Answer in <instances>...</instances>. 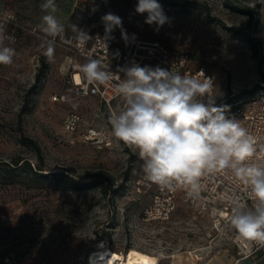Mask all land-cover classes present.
Listing matches in <instances>:
<instances>
[{
  "label": "rangeland",
  "instance_id": "obj_1",
  "mask_svg": "<svg viewBox=\"0 0 264 264\" xmlns=\"http://www.w3.org/2000/svg\"><path fill=\"white\" fill-rule=\"evenodd\" d=\"M183 1L158 0L169 18L158 30L155 24L144 23L147 13H136L138 0H77L71 24L92 21L103 26L101 17L110 12L125 22L127 38L156 39L168 29L181 32L180 43L169 41L189 51L193 67L204 65L215 75L219 100L229 96V104L234 106L263 89L264 0H233L244 8L240 11L230 8L225 0H198L210 10L204 5L183 6ZM120 39L125 40L121 33ZM42 43L34 37L3 42L2 46L15 49L16 55L11 65H0V159L26 157L33 165L39 163L36 149L23 142L16 129L23 111V130L40 144L45 171L85 177L104 169L124 186L108 194L100 186L76 190L55 177H41L25 169L11 175L0 167V264H90L88 257L101 242L124 253L129 245L136 246L155 264L159 257H166L168 264L167 257L174 260L177 254L202 260L201 254H207L202 247L209 243L215 252H224L226 246L235 252L229 237L210 241L208 218L189 205L184 189L179 191L170 221L143 222L141 211L150 196L137 185L143 174L142 161L137 152L112 135L105 103L95 95L77 94L70 60L63 50L56 49L40 88L29 93L45 51ZM56 93H65L67 99L55 100ZM70 110L85 118L74 132L63 126L64 115ZM90 127H96L104 140L86 139ZM86 199L91 203L89 209Z\"/></svg>",
  "mask_w": 264,
  "mask_h": 264
},
{
  "label": "clouds",
  "instance_id": "obj_2",
  "mask_svg": "<svg viewBox=\"0 0 264 264\" xmlns=\"http://www.w3.org/2000/svg\"><path fill=\"white\" fill-rule=\"evenodd\" d=\"M40 8L47 14L42 16L38 27L51 38L46 39L41 48L45 49L43 55L51 62L55 38L65 44H71L72 40L65 38V26L54 15L57 12L55 0H43ZM135 11L147 13L144 23L155 24L157 30L169 20L158 0H138ZM101 21L105 35L103 38L97 35L95 41L103 42L106 52V41L114 29H121V35L127 41L121 17L109 12L101 17ZM71 29L76 33L77 47L82 48L93 40L76 24ZM5 39H8L6 28L0 25V65H11L16 52L2 46ZM79 67L88 85H109L119 81L115 91L123 98L124 106L119 111H111L108 121L112 135L137 152L142 161L140 171L146 181L157 185L161 191L184 189L193 199L201 197L204 181L214 179L218 174L243 185L251 206H246L241 196L233 195L228 197L229 215L216 209L213 214L226 218L237 240L264 247V162H257L264 157V146L258 153L256 138L240 120L226 115L229 106L216 105L211 78L205 77L202 71L200 78L139 64L120 67L114 73L102 59L90 57ZM75 82L81 83L79 76ZM84 91L87 92L86 87ZM76 120V117L70 118L68 126H74ZM128 264H155V260L148 255L136 259L134 255Z\"/></svg>",
  "mask_w": 264,
  "mask_h": 264
},
{
  "label": "built area",
  "instance_id": "obj_3",
  "mask_svg": "<svg viewBox=\"0 0 264 264\" xmlns=\"http://www.w3.org/2000/svg\"><path fill=\"white\" fill-rule=\"evenodd\" d=\"M0 16L6 19V36L7 41L17 42L27 37H34L42 42L47 37L40 31L37 23L32 21L21 20L17 12L7 7L0 5ZM123 29L125 28V22ZM65 26V38L71 39V44H65L58 37L55 47L60 48L66 53V57L70 60L71 80L76 87L78 95H95L97 96L111 111H119L124 106V100L118 101L121 97L115 91V85L118 80L111 82L109 85H88L80 72L81 65L85 64L88 58L102 59L104 65L109 67L112 72H116L120 67H130L132 64L140 66H159L164 69L171 70L181 75L200 77L199 72H203L205 77L213 80L212 93L215 95L217 106L227 105L230 111L226 113L229 117H235L241 121L243 127L256 138L257 152L261 146H264V88L256 94L240 99L234 106L229 104V96L219 100L217 98L216 78L215 75L204 65L193 67L191 65V56L189 51L179 47H175L169 41L170 39L180 43L182 38L181 32L168 29L164 35L156 39H147L141 37L127 38V41L120 39L121 29H114L111 37L106 41L107 52L103 42L96 43L95 37L99 35L104 37V25L98 26L95 22L85 21L79 27L90 36L93 37L82 48L77 47L75 39L76 33L71 28ZM123 78V73H120ZM80 77L81 83L78 85L75 82L76 77ZM202 78V77H200ZM87 88L85 93L84 89ZM55 100H66L65 93L54 94ZM206 102V97L204 98ZM76 117L77 120L74 126L69 127L67 122L70 118ZM85 121L83 114L77 110L68 111L63 118V126L66 131L74 132L78 129L82 122ZM86 139L101 141L104 140L100 135V131L96 127H90L84 134ZM257 162H264V157L258 159ZM205 190L201 193L199 199H193L188 196L186 191V200L190 206L197 209L208 218L210 223V231L208 235L211 242L217 243L221 239L229 237L236 247V254L230 264H260L264 263V247L257 245L255 242L239 241L236 238V233L227 223L225 217L218 214H213V209L217 212L223 211L226 215L231 213V205L228 203V197L239 195L242 197V202L246 206H251V201L247 197V193L243 189V185L229 181L224 175L218 174L214 179L205 180ZM137 185L142 190L148 191L150 200L143 207L141 217L146 225L166 223L171 220L173 213L178 206V198L180 189L169 191L167 189L161 191L157 185L151 184L144 179L142 174L137 179ZM210 244V243H209ZM123 252V250H119ZM189 251V250H188ZM168 256L167 258H169ZM166 257H159L157 264H165ZM170 264V263H168Z\"/></svg>",
  "mask_w": 264,
  "mask_h": 264
},
{
  "label": "trees",
  "instance_id": "obj_4",
  "mask_svg": "<svg viewBox=\"0 0 264 264\" xmlns=\"http://www.w3.org/2000/svg\"><path fill=\"white\" fill-rule=\"evenodd\" d=\"M227 5L234 9V10H242L244 8L240 7L238 4H236L233 0H225ZM183 6H199V5H204L201 1L198 0H185L181 3ZM206 9L210 8L208 5H204ZM251 17H253V14L250 12ZM213 19H218L216 17H212ZM252 20V19H251ZM82 25V24H81ZM80 25V26H81ZM67 26V25H66ZM78 26V27H80ZM68 28H71L70 25L67 26ZM30 37V36H29ZM27 37V38H29ZM50 64L47 60V58L42 55L41 56V63L40 67L38 68V71L36 73L35 81L29 88V93L36 92L41 85L42 79L44 75L46 74L47 70L49 69ZM229 78H231V75H228ZM259 87L256 85V88ZM22 120H23V111L20 114L19 118V124L16 127L21 133V138L23 142L32 145L38 154L39 158V163L36 165H33L31 160L26 157H17L15 159H12L11 161H6L0 159V167L1 169L6 173V174H11L15 175L17 174V171L19 169H25V170H30L34 174L39 175L41 177H55L56 180H58L62 185H65L67 187H71L76 190H87L90 188H95L100 186L103 192L108 194L109 192L117 193L123 186L124 182L116 183V179L114 175L111 173L107 172L104 169H97L95 171L90 172L88 175L85 177H78L75 176L71 173L65 172V171H45L46 168L44 167V155L42 152V148L38 141L34 139L33 137L27 135L24 130H23V125H22ZM87 206L86 209H89L91 206V203L89 202L88 199H86ZM18 226V225H17ZM3 228H7L3 226ZM12 228V227H11ZM131 245H129L130 247Z\"/></svg>",
  "mask_w": 264,
  "mask_h": 264
},
{
  "label": "crops",
  "instance_id": "obj_5",
  "mask_svg": "<svg viewBox=\"0 0 264 264\" xmlns=\"http://www.w3.org/2000/svg\"><path fill=\"white\" fill-rule=\"evenodd\" d=\"M43 0H0V5H7V7L14 9L21 20L32 21L37 24L41 23V18L43 15L47 14L40 8V4ZM57 5L56 15L57 19L64 25L71 24V16L75 10V5L77 0H55ZM6 19L0 16V25L6 26ZM57 47H55L56 51ZM55 53V52H54ZM56 58V57H55ZM212 243L206 244L202 247V250L207 254H201L203 256L202 260H173L172 257H169L168 261L170 264H230L236 254L231 252L230 247L226 246V250H218L217 252L212 249ZM264 264V263H260Z\"/></svg>",
  "mask_w": 264,
  "mask_h": 264
},
{
  "label": "bare ground",
  "instance_id": "obj_6",
  "mask_svg": "<svg viewBox=\"0 0 264 264\" xmlns=\"http://www.w3.org/2000/svg\"><path fill=\"white\" fill-rule=\"evenodd\" d=\"M101 246L96 250H93L88 257V262L90 264H128V261L134 255L136 259H139L140 255H148L145 251L137 248L136 246L129 247L126 253L119 250H115L112 247L105 245L101 242ZM151 257V256H150ZM189 260L194 261L190 254H177L174 257L175 261L178 260Z\"/></svg>",
  "mask_w": 264,
  "mask_h": 264
}]
</instances>
